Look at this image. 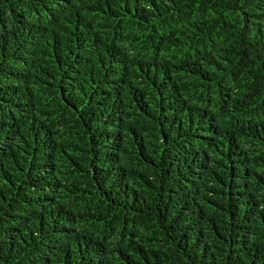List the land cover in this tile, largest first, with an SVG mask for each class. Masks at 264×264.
Here are the masks:
<instances>
[{
    "label": "trees",
    "instance_id": "16d2710c",
    "mask_svg": "<svg viewBox=\"0 0 264 264\" xmlns=\"http://www.w3.org/2000/svg\"><path fill=\"white\" fill-rule=\"evenodd\" d=\"M0 264H264V0H0Z\"/></svg>",
    "mask_w": 264,
    "mask_h": 264
}]
</instances>
